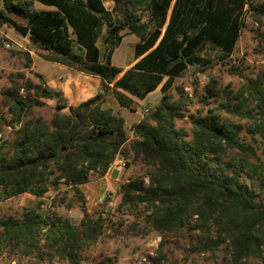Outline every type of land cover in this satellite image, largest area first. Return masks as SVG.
Here are the masks:
<instances>
[{
  "label": "trees",
  "instance_id": "16d2710c",
  "mask_svg": "<svg viewBox=\"0 0 264 264\" xmlns=\"http://www.w3.org/2000/svg\"><path fill=\"white\" fill-rule=\"evenodd\" d=\"M32 1L53 9L34 10ZM112 1L113 9L107 10L103 0H2L0 24L12 23L7 13L21 17L29 40L50 53L49 60L99 78L100 88L76 106L40 80L13 83L2 91L14 123L20 125L8 150L0 147V201L24 193L40 198L60 184L78 192L91 173L104 175L128 140L123 119L101 108L104 96L110 94L121 108L133 110L135 100L159 88V103L132 127L135 139L125 152L145 167V174L119 186L121 202L145 206L150 226L161 236L150 263L167 261L165 235H178L184 228L197 232L193 251L215 253L223 247L233 264L249 257L263 261L264 203L259 196L264 192V162L240 138V126L212 111L190 117L193 135L188 138L175 128L184 105L169 93L176 78L211 66L202 56L205 47L218 50L219 62L231 59L245 8L252 5L248 0ZM124 29L138 42L133 48L136 61L123 71L111 59ZM101 36L106 53L97 45ZM206 92L220 99L219 111L249 122L247 132L254 142L259 138L264 156V69L235 92L218 88L214 81ZM42 99L56 102L50 122H22L33 106L44 104ZM5 123L0 116V125ZM41 204L21 218L0 220V244L24 254L45 248L49 256L77 264L80 251L102 234L101 218L83 207L74 225L56 212H41ZM100 264L114 262L103 257Z\"/></svg>",
  "mask_w": 264,
  "mask_h": 264
},
{
  "label": "rangeland",
  "instance_id": "374dc122",
  "mask_svg": "<svg viewBox=\"0 0 264 264\" xmlns=\"http://www.w3.org/2000/svg\"><path fill=\"white\" fill-rule=\"evenodd\" d=\"M248 3L252 7L245 8L241 33L231 59L219 62L218 50L205 47L202 56L211 61V66L202 71L190 70L183 77L176 78L169 93L173 101L181 100L184 105L181 115L175 118V128L185 131L188 138H192L193 135L190 117L212 111L222 120L226 119L240 126V138L252 145L259 160L264 162L259 138L255 137L256 142H254L247 132L250 127L249 122L219 111L217 105L220 99L209 96L206 92L207 85L212 81L218 88L235 92L248 77L255 76L264 69V14L259 11L264 9V0H248ZM103 5L107 10H112L114 7L112 0H103ZM40 8L43 7L32 1V9ZM0 11H4L2 0H0ZM7 15L12 23L0 24V116L6 122L0 125V147H3V150H8L14 138V130L20 125L14 123L9 105L2 95V91L11 87L13 83L17 85L25 81L39 83L40 80L48 87L57 90V82L64 77L66 92L73 93L78 101L93 97L100 88V81L97 82L95 77L49 60L53 56L33 45L29 40V34L22 37L13 29L15 23L27 26L26 21L13 14L7 13ZM146 19L148 13L144 10L143 20ZM105 31L106 27L103 28V35ZM120 34L123 35V39L113 52L111 62L124 71L136 61L133 48L138 38L130 34L127 29L122 30ZM103 37L99 38L97 45L101 53H106ZM161 97L162 93L157 88L145 99L135 100L133 110H129L121 108L110 94L105 95L101 108L110 109L113 114L123 119L128 139L123 146L122 154L115 158L107 172L102 176L91 173L88 182L81 185L78 192L60 184L50 188L40 198L24 193L0 201V220L8 217L21 218L25 210L35 207L40 201L41 212H56L59 216L68 218L72 224L78 225L84 207L93 218H101L103 232L94 243L80 251L77 264H100L103 257H109L114 264H151L150 260L157 257L161 236L150 226L149 212L145 206L121 202L119 186L129 179L142 177L145 174V167L140 162L134 161L131 153L125 154V152L129 149L130 142L135 139L132 127L149 115ZM42 101L43 105L33 106L27 114H24L22 122L35 119L50 122L55 113L56 102L48 99ZM121 163L125 164L123 168L118 166ZM147 183L145 179V185ZM255 190L257 191L256 188ZM261 198L264 203V192L260 193L259 199ZM195 235L197 232H192L189 228H184L178 235H165L162 252L166 255L167 261L164 264H233L223 247L215 253L193 251ZM0 264L70 263L49 256L45 248H41L40 253L24 254L20 250H13L0 244ZM239 264H264V260L249 257L242 259Z\"/></svg>",
  "mask_w": 264,
  "mask_h": 264
},
{
  "label": "crops",
  "instance_id": "0c3cea01",
  "mask_svg": "<svg viewBox=\"0 0 264 264\" xmlns=\"http://www.w3.org/2000/svg\"><path fill=\"white\" fill-rule=\"evenodd\" d=\"M37 4L41 5L43 8H40L39 10L41 9H53L52 7H47V6H44L43 4L35 1ZM96 78V77H95ZM61 81L57 82V90L61 91L64 98L66 99V102L69 106H76L77 104H79L80 102H82L83 100H76V97L73 93H67L66 90H65V81H64V77H62V79H60ZM97 82H99V78H96L95 79Z\"/></svg>",
  "mask_w": 264,
  "mask_h": 264
},
{
  "label": "water",
  "instance_id": "95a60500",
  "mask_svg": "<svg viewBox=\"0 0 264 264\" xmlns=\"http://www.w3.org/2000/svg\"><path fill=\"white\" fill-rule=\"evenodd\" d=\"M13 29L19 33L22 37H26L29 34V28L24 25L13 24Z\"/></svg>",
  "mask_w": 264,
  "mask_h": 264
},
{
  "label": "built area",
  "instance_id": "2783aa9c",
  "mask_svg": "<svg viewBox=\"0 0 264 264\" xmlns=\"http://www.w3.org/2000/svg\"><path fill=\"white\" fill-rule=\"evenodd\" d=\"M146 111V110H145ZM119 166V168H123L124 166H125V164L124 163H121L120 165H118ZM103 216V215H102Z\"/></svg>",
  "mask_w": 264,
  "mask_h": 264
}]
</instances>
